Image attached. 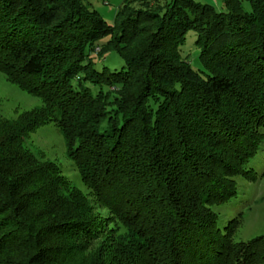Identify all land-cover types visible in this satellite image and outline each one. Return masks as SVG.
Listing matches in <instances>:
<instances>
[{
	"label": "trees",
	"instance_id": "trees-1",
	"mask_svg": "<svg viewBox=\"0 0 264 264\" xmlns=\"http://www.w3.org/2000/svg\"><path fill=\"white\" fill-rule=\"evenodd\" d=\"M85 1L0 0V73L41 102L0 117V264H264L215 210L264 148V0ZM47 121L87 193L27 144Z\"/></svg>",
	"mask_w": 264,
	"mask_h": 264
},
{
	"label": "rangeland",
	"instance_id": "rangeland-1",
	"mask_svg": "<svg viewBox=\"0 0 264 264\" xmlns=\"http://www.w3.org/2000/svg\"><path fill=\"white\" fill-rule=\"evenodd\" d=\"M200 4H209L217 11H224L221 0H194ZM90 8L96 9L109 24L113 23L114 15L123 0H86ZM242 12L250 13V0H239ZM195 34L189 31L183 45L185 51L197 52L194 46ZM122 59L110 52L103 60L97 61L95 66L102 70L103 66L110 70H119L122 67ZM193 67L199 65L197 59ZM40 100L21 90L17 85L8 82L0 73V117L15 118L25 112L35 110L40 106ZM27 144L33 150H40L45 158L54 160L60 167L62 174L68 183L83 193L88 189L82 182L73 162L65 156L64 143L61 135L52 121L41 124L29 133ZM253 169L254 178H246L242 175L236 177L237 195L230 201L215 207L220 218V225H226L229 220L236 218L238 225L234 231L235 241H246L250 238L264 235V148L258 152L254 159L247 165V169Z\"/></svg>",
	"mask_w": 264,
	"mask_h": 264
}]
</instances>
